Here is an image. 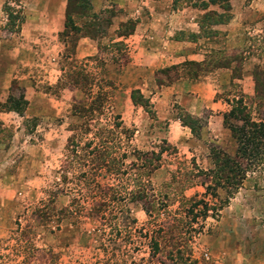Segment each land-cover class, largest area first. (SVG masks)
Returning <instances> with one entry per match:
<instances>
[{
  "label": "rangeland",
  "instance_id": "1",
  "mask_svg": "<svg viewBox=\"0 0 264 264\" xmlns=\"http://www.w3.org/2000/svg\"><path fill=\"white\" fill-rule=\"evenodd\" d=\"M101 2L102 11L97 13L96 19L84 17L76 22V25H79L93 20L95 38L92 40L97 51L92 55L76 57L74 55L76 41L74 53L65 57V48L69 49L70 44L66 43L64 46L63 41L66 38L58 35L60 31L57 32L53 24L51 28L46 25L49 23L50 13L44 11L43 7L46 3L51 6L52 0H0V103L5 100L8 93L16 95L20 91H23L27 101L22 116L0 107V128L7 129L11 134L9 139L2 137L4 140L0 142V264H102L104 259V254L98 247L100 237L95 230L99 221L67 217L56 225L55 221L49 224L38 222L31 214L40 200L47 198V191L52 189V182L57 178V168L62 165L64 159V144L70 134L69 128L80 122V118L71 114L70 105L73 99L85 98L80 90L66 85L65 74L69 70L83 69L99 84H102L99 81L102 77L113 82V87L106 88L110 98V110L120 116L125 128L132 130L130 140L132 147L144 151H157L160 146L166 147L164 142L173 147V150L167 149L162 153L160 167L150 175V184L153 188H160L166 183L169 196L175 195L177 198L180 195L189 197L197 194L198 197H203L204 188L199 184V179L188 178L190 175L185 171L192 169L207 171L211 168L209 146H206L205 142L209 139L207 133L212 136L210 131L215 130L207 132V128L203 127L202 137L199 135L194 137L177 120L176 106L178 107L179 97L163 94L162 98L157 100L158 92L145 85L148 82L146 74L142 72L135 74L134 69L120 68L133 54H140V57L147 55L143 49H138L145 48L147 44L138 45V48L134 49L136 37L125 42V36L117 39L116 35V31L123 28L121 25L126 23L127 27L129 22L136 24L135 6L140 7L138 12L140 16L148 17V19L143 17L144 23L140 30L149 26L147 29L159 31L165 23L166 14H156V17L151 19L145 4H141L140 0ZM256 4L264 6V0H254L253 9H256ZM18 11L19 16L23 18L22 22L26 19L28 21L27 28L23 31L20 29L22 23L17 28L20 17H15V14ZM194 14L198 16L199 13L189 11L188 18ZM127 16L130 17L124 22H118L119 18ZM11 18L13 23L10 22ZM170 22V27L190 28V25L184 22L179 23L173 15ZM246 24L250 30L251 24ZM244 31L240 30L241 35H245ZM257 34L259 36H256ZM70 35L67 39H71ZM251 35L248 39L249 46L243 44V41L239 43L242 49L247 45L250 49L264 51V28L261 32L256 34L253 32ZM157 38H148L150 45L147 49L152 48L148 53L150 57L160 50ZM151 40L154 42H150ZM118 41L122 43L120 49L111 45ZM139 42L137 43L141 44ZM131 82L140 84L142 95L150 101L149 111L133 106L126 98ZM24 83L29 87L28 93H25ZM214 84L216 85V82ZM93 90H96V86H93ZM221 93L224 98L225 93ZM30 95L35 97L30 99ZM32 117L37 119L34 127H31L32 123L29 121ZM202 123L204 125V119L200 124ZM223 137L219 145L224 151L233 154L235 149L233 139L228 134ZM129 160H132L131 156L127 158V161ZM192 163L196 167H192ZM196 185L202 188L198 187V190L192 188L185 192L186 188ZM216 193V198L211 199L207 196V200L220 203L226 197V192L222 188H218ZM68 200L67 195L58 194L54 204L60 208L65 206ZM226 205L227 203L222 208ZM175 207L176 204L168 210L172 211ZM208 214L205 219L198 218L194 226L201 225L202 228L197 234L192 232L193 238L189 240L191 255L195 259L194 264H227V255L220 252L216 243V236L221 233L219 241L227 245L226 220H221V223L224 222L221 225L217 223L219 211ZM129 215L135 219L134 227H141L145 232H149L147 230L161 219L159 218L157 222L150 221L137 203L129 205ZM220 228L225 230L222 231ZM146 242L147 238H143L138 231H131L129 243L121 242L122 254L119 253L116 258L123 259L126 263L131 260L136 264L145 261Z\"/></svg>",
  "mask_w": 264,
  "mask_h": 264
},
{
  "label": "trees",
  "instance_id": "2",
  "mask_svg": "<svg viewBox=\"0 0 264 264\" xmlns=\"http://www.w3.org/2000/svg\"><path fill=\"white\" fill-rule=\"evenodd\" d=\"M200 10L195 18L197 33H176L175 39L185 37L187 40H197L199 37H214L221 32L214 25L224 24L231 18L230 0H171V9L184 7ZM216 7V8H215ZM11 14L9 13V16ZM19 16V11L15 17ZM11 17V16H10ZM88 17L96 19L97 13L92 10L90 0H66L63 28L58 33L63 41L70 44L66 55L74 53L77 39L81 37L95 38L94 23L86 21L76 25L79 19ZM23 18L18 19V26ZM10 22H14L11 18ZM121 25L116 31L117 36H127L134 29V22ZM18 30V29H17ZM71 34V39H67ZM120 49V41L111 43ZM120 47V48H119ZM241 52L229 55L226 51L214 50L205 54L203 60L184 61L176 65L162 67L154 72L156 85L168 84L179 77L195 78L217 67H228L230 60L235 59L232 77L242 59ZM253 95L246 97L237 93L227 100L229 109L223 114L222 124L228 129L235 143L233 154H229L218 146H209L211 168L207 171L192 169L185 171L190 177L198 178L204 188L203 197L197 194L186 197L169 196L168 185L153 188L150 175L160 167L162 153L173 147H159L157 151L138 150L130 145L132 130L125 128L117 113L110 110L109 95L106 88L113 87V82L104 77L102 84L94 82L83 69L69 70L65 74L66 85L77 88L83 94L84 100L73 99L70 105L71 114L80 118V122L69 128L70 134L64 144V159L57 168V178L52 182V189L47 198L40 200L31 214L38 222L58 223L67 217L75 220L89 218L99 221L96 231L99 234L98 247L104 254L102 264H136L133 260L126 263L116 257L121 253V242L130 241L131 231H138L147 238V257L137 264H194L191 245L192 232L199 233L202 226L194 224L198 218L205 219L210 212L219 211L227 203L231 195L241 186L245 175L262 163L264 154V67L254 66L251 72ZM61 85V86H66ZM96 86V90H93ZM133 106L149 111L151 104L137 88L129 91ZM27 104L23 91L14 95L8 93L0 107L23 115ZM263 109V110H262ZM176 116L182 126L187 127L193 136L199 135L201 121L176 106ZM262 110V111H261ZM255 113V116L252 115ZM153 114V112H152ZM31 127L37 119H29ZM1 125V124H0ZM11 137L7 129L0 128V142ZM131 156L132 160L127 161ZM192 167H196L192 163ZM185 173V174H186ZM103 179V180H102ZM222 188L226 197L220 203L207 200L217 197L216 190ZM58 194L69 197L68 203L60 208L54 204ZM137 203L150 221L157 222L145 232L141 227H134L135 219L129 215V205ZM176 204L169 211L168 208ZM212 216V215H210ZM46 224V225H47ZM137 229V230H136ZM143 232V233H142ZM134 249V247L132 248ZM131 249V250H132ZM119 261V262H118ZM104 262V263H103Z\"/></svg>",
  "mask_w": 264,
  "mask_h": 264
},
{
  "label": "crops",
  "instance_id": "3",
  "mask_svg": "<svg viewBox=\"0 0 264 264\" xmlns=\"http://www.w3.org/2000/svg\"><path fill=\"white\" fill-rule=\"evenodd\" d=\"M90 1L92 10L95 13L102 11L101 0ZM52 3L51 6L46 3L43 7L44 11L50 13L48 14L49 23L47 22L46 25L51 28V24H53L55 30L59 32L63 28L66 0H52ZM140 3L145 4L144 6L149 11L151 19L156 17V14H166L164 18L165 23L160 27L159 31L156 32L147 29L149 26L144 30H140V27L144 23L142 20L144 16H140L138 13L140 7L135 6L134 12L137 14L136 24L134 25L132 33L125 36L126 38L124 41L127 42L131 38L136 37L137 41L136 44L133 45V48L137 49L138 45L140 46L145 43L147 44L145 48L140 47L138 49H143V52L147 55L140 57V54H133L130 56L131 59L128 60L125 65H121L120 68L125 67L126 69H134L133 71L135 74H141V72L142 74H146V76H148V82L145 85L147 87L151 86L155 89V92H158L157 100L161 99L163 94L179 97L177 102L181 110L193 117L199 118L200 121L204 119V125L202 123L199 128L200 138L202 137L201 129L203 127L207 128V132L208 130H215L210 131L212 136L209 132L207 133L208 135L206 136H208L209 139L205 142L206 146L213 145L222 149L219 144L222 142L223 136H225V134L230 136L228 129L222 124L223 114L227 112L230 107L227 100H230L231 97L237 93L243 94L248 98L251 97L253 95L252 69L254 66L264 67L262 66L264 63V51H258L257 48H248L250 44L248 39L252 36L251 34H253V32L254 34L261 32L264 28V6L262 4H256V9H253L254 0H230L231 18L224 24L213 26L214 29L221 32V35L209 38L199 37L197 40L192 41L187 40L185 37L175 39L173 35L176 33L185 35L186 32L197 33L198 27L195 21L197 16L194 14L195 17L191 16L188 18V14L189 11L195 13L197 11L200 13V10L192 9L187 6L174 11L171 9V0H140ZM176 11L179 14H177ZM185 11L186 13H184ZM252 14L255 16H252ZM172 15L179 23L184 22L190 25V28L181 26L170 27V17H172ZM128 17L130 16L119 18L118 22H124ZM146 18L148 19V17ZM27 22V19L22 22L20 26L22 31L27 28ZM246 23L251 24L249 25V28H251L250 30H248ZM258 26H260V28L257 29ZM242 29L243 31L244 29L247 30L244 31L245 35H241L240 30ZM247 35L249 37H247ZM256 36L259 35L257 34ZM121 37L123 36H117V39ZM148 38H157V46L160 48L158 53L153 57L148 55L152 50V48L147 49L150 45ZM139 39H141V42H139ZM242 41L243 44L248 45H245L243 49L241 45H239ZM93 42L94 40L87 37L79 38L75 46L74 55L76 57H82L94 54L97 49ZM150 42L154 41L151 40ZM182 46H184L183 49H176ZM172 47H174V49ZM214 50H223L229 55L237 51L242 53L243 56L239 69L236 70L237 75L232 77V71L235 65L238 66L239 62L232 59L228 67H217L195 78L179 77L168 84L156 85L154 81V72L157 69L176 65L184 61L199 62L203 60L205 54ZM214 82H216V85ZM129 85H131L129 91L132 88H137L141 93L143 92L140 84H133V82H131ZM142 85H144V83H142ZM23 86L25 88V93H28L29 87L26 86L25 83ZM221 92L225 93L224 98H222ZM33 97L35 96L30 95V99ZM126 98L130 100L129 93ZM252 115L255 116V113L252 112ZM198 187L202 188L196 185L195 187L186 188L185 192L187 193V191L192 188L198 190ZM219 213L220 216L217 223L219 224L221 220H226L227 245L219 241L221 233L217 234L216 243L218 244L220 252L227 255V264H264V154L262 163L255 170L245 175L241 186L232 197L229 198L227 205L219 210ZM223 224L224 222L221 223V225ZM220 230L224 231L225 229L220 228Z\"/></svg>",
  "mask_w": 264,
  "mask_h": 264
}]
</instances>
